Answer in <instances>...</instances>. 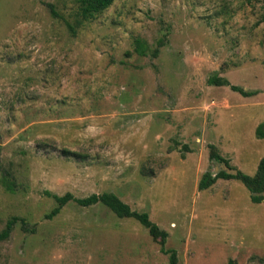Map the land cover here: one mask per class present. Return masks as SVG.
<instances>
[{
    "label": "rangeland",
    "instance_id": "obj_1",
    "mask_svg": "<svg viewBox=\"0 0 264 264\" xmlns=\"http://www.w3.org/2000/svg\"><path fill=\"white\" fill-rule=\"evenodd\" d=\"M262 122V0H114L90 19L78 0H0V264H170L102 203L45 217L50 194L102 192L147 212L178 264H264V198L198 187L212 153L255 173Z\"/></svg>",
    "mask_w": 264,
    "mask_h": 264
},
{
    "label": "trees",
    "instance_id": "obj_2",
    "mask_svg": "<svg viewBox=\"0 0 264 264\" xmlns=\"http://www.w3.org/2000/svg\"><path fill=\"white\" fill-rule=\"evenodd\" d=\"M114 0H78V12L81 18L90 19L95 17L98 13L103 11L109 5L112 4ZM264 2V0H262ZM148 47L146 42L141 38L134 39V51L142 56L147 55ZM157 48L151 52L153 56L157 54ZM210 83H216L218 85H230V88L235 91H239L243 95L253 94V92L245 91L244 89L229 84L226 79H223L219 76H213L208 78ZM255 134L257 137L264 139V122L257 125L255 129ZM63 153H66L67 156L77 155L76 152L70 150H62ZM211 159L219 160L220 162L225 163L228 167V162L223 157L218 154H210ZM218 178H235L243 183V185L250 192V199L253 202H260L264 198V155L260 158L257 169L253 175L245 174L239 170L235 174H230L224 171L223 169L219 170L215 174H211L210 172H205L198 182V187L200 189L207 188L211 184H213ZM51 197L56 202V205L45 214L46 218H52L55 214L59 213L60 209L65 205L68 201H74L80 206H88L95 203H102L106 207H108L111 211L115 213L118 217H132L139 221L143 226L148 229L149 234L153 238H158L160 242V250L169 255V263L170 264H178L176 258V252L173 249H166L164 247L165 240L167 238V233L160 229L157 224L152 222L149 219L147 212H139L131 209V207L122 201L116 194L112 192H102L98 195H91L87 198H74L70 193H66L63 196H58L54 194H50ZM22 228L26 231L34 232L33 228H27L25 225V221H21ZM4 233H0V239L4 237ZM227 264H235L233 260L229 261Z\"/></svg>",
    "mask_w": 264,
    "mask_h": 264
},
{
    "label": "water",
    "instance_id": "obj_3",
    "mask_svg": "<svg viewBox=\"0 0 264 264\" xmlns=\"http://www.w3.org/2000/svg\"><path fill=\"white\" fill-rule=\"evenodd\" d=\"M221 169H223L224 171H226L227 173H230V174H235L237 172V170L229 168L225 163H223Z\"/></svg>",
    "mask_w": 264,
    "mask_h": 264
}]
</instances>
